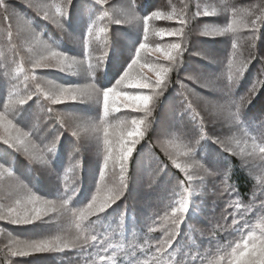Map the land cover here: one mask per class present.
<instances>
[{
    "label": "trees",
    "instance_id": "1",
    "mask_svg": "<svg viewBox=\"0 0 264 264\" xmlns=\"http://www.w3.org/2000/svg\"><path fill=\"white\" fill-rule=\"evenodd\" d=\"M32 2L37 3L40 0ZM7 3L9 21L5 20L4 10L0 9V46L4 47L5 32L7 34L11 31L10 39L17 49L6 48V51H0L5 62V66L0 65V111L4 109L8 99L7 87L20 81L21 76H26V84L24 82L23 88L16 92L20 94L19 97L23 98L29 92L35 91L30 54L22 48L24 37L20 43L18 28H15L16 23L20 24V18L22 21L26 20L41 39L84 59L83 35L90 20L100 15L99 6L94 7L92 0H75L68 23L61 30L53 23L39 18L25 0H7ZM173 3L168 0H135L136 14L143 16L149 14L150 10L179 12L185 9L191 14L196 12L198 5L201 9L205 6L222 9L227 4L239 11L255 12L250 17L255 19L264 10V0H182L181 4L180 1L179 4ZM114 4L115 0L108 1L105 8L119 17L113 10ZM120 18L123 19L121 16ZM227 20L228 13L222 10L214 17H197L192 20L186 49L169 73L167 87L154 103L150 116L130 110H123L129 113L127 117L123 115V111L115 114L118 119H114L113 123L132 117L144 118L147 128L128 164L123 196L106 214L99 218L91 217L95 224L91 226L90 234L96 235L97 241H89L91 246H85L84 250L10 257L6 246L13 239L26 241L70 235L74 234V226L70 220L59 217L54 218L51 224L36 226L12 225L0 221V264H100L98 254L111 257L114 264H153L156 245L171 228V221L166 222L165 215H170L176 202L189 192L191 211L165 257L167 264H192L193 260L195 264H215L220 254L218 250L238 237V233L231 227L233 213H236L237 219L243 217L242 223L246 221L250 225L264 218V157L258 151L251 154L253 142L264 146V87L257 84V93L251 104L245 103L244 123L233 125L228 122L230 102H239L241 97H247L250 86L257 78L264 81V23L258 21V30L255 33L241 29L237 34L239 48L236 63L239 64L245 59H251V63L229 92L226 65L232 51L233 37L228 35L211 39L200 35V31L207 24L223 26ZM104 24H108L107 19L98 26ZM153 24L163 28L179 26L174 21L164 20L153 21ZM108 27V47L114 46V50L104 70L102 66L97 73L98 82L102 86H107L117 75V69L127 55L125 45L138 35L142 37L143 32L142 27L129 23L119 26L108 24ZM176 39L173 37L169 40ZM104 40L103 34L99 40L93 38L90 48L93 62L95 57L102 55ZM167 41L168 39L153 37L150 42ZM2 60L0 58V62ZM12 61L24 69L14 79L9 73ZM163 62L168 64L167 61ZM35 75L45 87L50 86L49 82L63 85L88 82L86 77L82 80L78 75L64 74L52 69H38ZM52 107L53 111L49 112L48 103L42 97L39 100L34 97L26 106L18 105L19 109H16L19 126L30 133L36 144L41 147L51 145L57 136L60 137L56 152H45L48 163L32 161L22 152L14 153L0 144V157L3 159L0 165L2 168L14 169V175L7 179L16 189V196L23 198L31 190L43 198L56 199L67 182L75 185L78 190L72 206L83 207L95 191L102 153L98 155L97 145L88 134L82 132L81 139L78 140L71 132L80 124L77 117H96V107L80 103ZM193 111L199 114L198 119L203 118V139L200 128L193 125ZM162 131L163 133H159ZM160 134L164 138L174 139L177 143H191L194 146L196 155L188 159L192 161L189 171L193 180L190 185L183 172L172 165L166 150L160 145V140H163L160 139ZM216 136L224 139L225 147L233 148L237 155H230L216 144ZM233 137L240 139L238 142L249 143L250 151L244 150L241 153L240 146L237 147L238 142L233 145L236 141L234 139L232 142ZM77 163L80 167L73 169ZM199 164H203L214 175H207ZM109 173L108 185H118L119 168L114 173L110 168ZM181 181H184L183 185ZM2 186L0 203L5 206L15 200L7 193L6 179ZM237 202L241 205L239 209L235 207ZM59 226L67 231H58Z\"/></svg>",
    "mask_w": 264,
    "mask_h": 264
},
{
    "label": "snow or ice",
    "instance_id": "2",
    "mask_svg": "<svg viewBox=\"0 0 264 264\" xmlns=\"http://www.w3.org/2000/svg\"><path fill=\"white\" fill-rule=\"evenodd\" d=\"M93 6H99L100 15L90 20L83 35L82 46L84 59L76 55L60 50L57 46L41 39L39 34H33V39L38 49L37 55L31 61L33 72L32 79L35 83V91L29 92L25 97L16 99L14 93L9 94V99L4 104V110L0 111V144L6 146V150H12L14 153H23L30 160L42 164H47L45 152L55 153L60 141L57 136L51 145L41 147L36 144L29 132L24 131L19 126L16 119V106H26L35 97L39 100L42 97L49 105L48 111L52 112L56 105L68 103H80L95 105L97 116L91 119L77 117L80 124L73 129L71 135L78 140L81 139V133L88 134L94 139L98 155L102 153V162L99 164L98 174L95 180V191L91 195L86 205L83 207H73V198L77 195V187L64 183V190L58 192L56 199L43 198L35 192L28 190L23 198H17L14 202L0 207V221H6L12 225H33L51 224L54 218L70 220L74 226V234L55 235L48 238L35 240H11L6 246L8 256L25 257L35 253H64L66 250L80 249L84 250L85 246H91L89 241L96 242L98 237L91 235V226L95 221L91 217L99 218L106 214L124 194L126 188V172L130 159L136 150L137 145L145 136L147 121L144 118L132 117L131 119L120 120L119 123H113L118 119L115 114L123 110H130L135 113H145L151 115L152 107L159 96L163 95L167 87L169 73L176 65L178 57L183 55L187 46V37L189 26L193 19L197 17H214L218 11L228 13L227 23L223 26H205L200 35L206 38L215 39L231 35V54L226 65L228 91L243 77L246 68L251 59H245L239 64L236 63L238 54L237 34L241 29H248L255 33L257 23H264V10L260 11L255 19H250L255 12L250 10L239 11L235 7H229L224 4L222 9L217 7L205 6L203 9L197 6L195 13H189L187 9L182 11L164 12L163 10H150L149 14L143 16L136 14L135 0H130L127 8L130 10L126 19L112 15L105 6L108 0H92ZM27 6L36 12V15L46 22L53 23L57 28L63 30L65 23H68L70 11L74 6L75 0H40L33 3L32 0H25ZM0 9L5 12V20L9 21L7 15L9 5L7 0H0ZM22 19V18H21ZM107 19L108 24L117 26L124 23H136L138 26L142 22V37L139 35L125 45L127 51L126 58L117 69V75L109 82L107 86H102L97 79V73L103 66L106 67L110 55L113 53L114 46L108 47L107 35L109 33L108 24L98 26L103 20ZM164 20L175 22L179 26L173 28L156 27L153 21ZM27 25V21H24ZM104 35V50L102 55L94 58L90 51L92 40L95 37L100 39ZM11 37V31H9ZM153 37L158 38H177L174 42L169 43H151ZM11 43V39L9 40ZM134 49V51H133ZM167 61L168 64L160 63V59ZM38 69H52L64 74L82 75L87 81L83 84L63 85L59 83H50L45 87L36 77L35 72ZM145 69L151 72L152 76L145 73ZM17 72H23V68H17ZM257 84L264 87V81L257 78L253 81L248 90L247 97H241L239 102L231 101L228 111V122L233 125H240L245 121V103L251 104L252 99L257 93ZM15 87V86H13ZM141 90V91H127ZM149 90L144 93L142 90ZM234 108V110H232ZM124 116H128L127 111H123ZM194 111L191 119L195 127L201 130V139L204 138L203 118ZM165 135H168L166 133ZM214 142L230 155H237L233 148H226L225 141L220 136L214 137ZM239 145L237 144V147ZM241 149V153H243ZM259 152L264 157V146L252 144V153ZM167 155L172 165L183 172L189 185L193 177L189 171L191 165L188 159L196 155V150L191 143L177 145L173 150H167ZM185 163H181V159ZM0 157V161H2ZM243 163V161H242ZM2 166V165H0ZM80 167L79 163L73 166V169ZM119 168V184L109 186L107 178L109 169ZM201 170L212 176L203 164H199ZM8 176L14 175V169L9 167L4 169ZM228 178L230 175L226 174ZM184 184V181H181ZM227 190V188H226ZM191 192L176 202V206L171 209V214L165 215V221H171V228L166 232L163 240L159 241L153 255V264H167L165 257L168 255L181 225L191 211ZM237 202L235 207L240 208ZM236 218V213L232 214L231 227L238 233V237L228 242L218 251L215 264H264V218L257 221L256 224L250 225L246 221ZM58 231H67L62 226ZM246 233V234H245ZM100 264H114L111 257L98 254ZM195 264V260L192 261Z\"/></svg>",
    "mask_w": 264,
    "mask_h": 264
},
{
    "label": "rangeland",
    "instance_id": "3",
    "mask_svg": "<svg viewBox=\"0 0 264 264\" xmlns=\"http://www.w3.org/2000/svg\"><path fill=\"white\" fill-rule=\"evenodd\" d=\"M108 1H111V0H108ZM168 1H170V2H174L173 4H179V1H180V4H181V2H182V0H168ZM130 2V0H115V4H114V6H115V8H114V6H113V10L119 15V17L121 16L123 19H126V17L129 15V13H130V10L127 8V5H128V3ZM179 6V5H178ZM183 6V5H182ZM179 8V7H178ZM180 9V8H179ZM18 22H19V20H18ZM129 24H133V25H137L136 23H129ZM209 25H211V26H213L212 24H207L206 26H209ZM139 26L140 27H142V24L140 23L139 24ZM205 27V26H204ZM203 27V28H204ZM15 28H18V34H19V37L18 38H20V43H21V39L24 37V42L21 44V46H22V48L24 49V50H26L29 54H30V60L32 61L33 60V58L37 55V51H38V49L36 48V45H35V42H34V39H33V34H34V32L32 31V29L30 28V26L27 24H25V22H24V20L22 21L21 20V18H20V24L18 25V23H16V27ZM3 30V29H2ZM6 31V30H5ZM201 32V31H200ZM5 44H4V47L2 48L1 46H0V51L1 50H5L6 51V48H9V49H12V50H14L15 48L17 49V46L14 44V42H11L9 45H7V43L6 42H9V40H10V36H9V33H7L6 34V32H5ZM18 36V35H17ZM164 39H168V41L167 42H164V43H169V42H174L175 40H169V39H173V38H169V37H165ZM3 54V53H2ZM0 58H1V60L3 59L1 56H0ZM31 61H30V65H31ZM160 63H162V64H165L164 62H163V59L161 58L160 59V61H159ZM0 65L3 67V66H5V62H4V60H2L1 62H0ZM12 67L11 68H9V73H10V75L12 76V79H14V78H18V76H20L21 75V72H17L16 70H17V68H21V66L19 65V64H17L15 61H12V65H11ZM8 69V68H7ZM145 73L147 74V75H149V76H152V78L153 79H155V77H154V75L151 73V72H148L147 71V69H145ZM20 74V75H19ZM69 74H71V73H69ZM74 75V74H73ZM79 79H82V80H84V76H82V75H78L77 76ZM21 80L20 81H17V82H14V83H11L8 87H7V89L9 90V94L12 92V93H16L17 91H20V89H21V87L23 88V83L25 82V80H26V76L24 75V76H21ZM86 83V82H85ZM25 84H26V82H25ZM13 86H15V87H13ZM14 92H13V91ZM125 90H127V91H133V92H135V91H141V90H131V89H125ZM144 93H148V91L149 90H147V89H145V90H142ZM9 94L7 95V97H8V99H9ZM19 93H16L15 95H14V98H16V99H20V97H19ZM7 99V100H8ZM7 102V101H6ZM5 102V103H6ZM16 109H19L18 108V105L16 106ZM4 110V109H3ZM2 110V111H3ZM159 133H163V131L162 132H159ZM234 135H236V134H234ZM233 135V136H234ZM160 139H163V140H160V145L166 150H173L177 145H180V143H177V142H175L174 141V139H167V138H164V136L163 135H161L160 134ZM232 138V137H231ZM234 137H233V140H232V142L234 141ZM231 140V139H230ZM229 140V141H230ZM236 141H234L233 142V145H236V143L238 142V141H240V139L238 140V139H235ZM164 141V142H163ZM163 142V143H162ZM230 145L231 146H233L232 145V143L230 142ZM238 145L240 146L239 148L240 149H243V150H245V151H250L249 149H250V145H249V143H247L246 141H243V142H238ZM181 163H185V159L184 158H182L181 159V161H180ZM188 163L189 164H192V161L191 160H188ZM5 168H2L1 166H0V187L4 184V179H6V183H7V189H8V194H11L12 196H13V198H14V200H16L17 198H21V197H19V196H16V194H17V191H16V189L12 186V184L9 182V180L7 179V178H9V176H8V174H7V172L4 170ZM1 181H2V183H1ZM3 187V186H2ZM1 187V188H2ZM3 189V188H2ZM0 205H1V207H3L4 205L2 204V203H0ZM6 206V205H5Z\"/></svg>",
    "mask_w": 264,
    "mask_h": 264
}]
</instances>
